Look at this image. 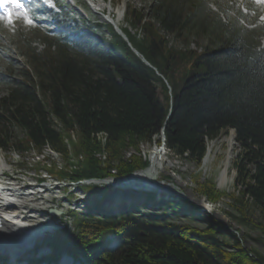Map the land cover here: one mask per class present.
I'll list each match as a JSON object with an SVG mask.
<instances>
[{"label": "trees", "instance_id": "obj_1", "mask_svg": "<svg viewBox=\"0 0 264 264\" xmlns=\"http://www.w3.org/2000/svg\"><path fill=\"white\" fill-rule=\"evenodd\" d=\"M199 4L200 0H152L148 20L129 5L126 21L143 30L141 41L124 28L126 41L110 26L112 39L107 41L101 27L99 32L85 31L62 8L60 27L75 28L60 34L75 32L77 46L55 41V52L32 49L28 66L15 60L16 73L12 66L0 70L8 86L0 98V149L38 154L49 149L66 162L63 168L46 167L49 174L80 182L148 168V161L126 154L160 134L170 152L199 165L207 141L234 130L239 150L232 161L236 177L229 197L237 218L257 228L264 242V49H258L256 33L246 37L223 32L219 23L202 18ZM194 27L211 36L217 32L218 45L192 50L187 31ZM167 34L174 35L171 47ZM188 63L192 66L187 69ZM158 84L163 85L164 99ZM92 187L78 185L81 190ZM201 191L209 201L221 197L212 182ZM145 199L153 202L155 197L148 193ZM174 203L183 211L198 210L186 199ZM103 207V201H97L92 211L101 216L90 220L71 210L75 230L65 227L43 239L34 248L32 264L58 263L63 254L85 264H264L261 253L245 248L243 239L215 216L206 227L194 228L146 220L126 210L115 215L102 212ZM111 233L120 241L115 251L106 248ZM43 247L51 252L39 258ZM5 262L0 256V264Z\"/></svg>", "mask_w": 264, "mask_h": 264}, {"label": "rangeland", "instance_id": "obj_2", "mask_svg": "<svg viewBox=\"0 0 264 264\" xmlns=\"http://www.w3.org/2000/svg\"><path fill=\"white\" fill-rule=\"evenodd\" d=\"M81 1V0H80ZM83 1V0H82ZM95 1V4L92 2ZM152 0H88V2L96 8L98 14H94L95 18L100 22L103 20V16L100 14L102 6L104 7V11L107 13L114 14L116 20L121 17L120 26H126L125 16L127 13L128 6L130 5L132 8H136L139 12L144 13V19L148 20L149 18V7ZM209 7L212 11L217 12V2L219 0H208ZM228 3L233 8H228L226 12L222 13L218 10L224 19L230 21L233 24V27L225 26L224 31L227 29L233 31L234 28L246 29L247 31L257 30L260 37L264 38V0H222L221 5L225 7V4ZM87 5V4H86ZM97 5V6H96ZM120 8H122V12L120 14ZM83 9V6L81 8ZM243 10V14L241 15L239 11ZM221 11H225L224 8L220 9ZM89 16L86 12L84 17ZM209 19H211L209 17ZM23 21V20H22ZM90 23V21H86ZM24 23V24H23ZM144 23V22H143ZM210 26H212L211 22H208ZM28 26L25 22L20 24H15L12 26H7L4 24H0V47H10L13 50H16L19 54L27 55V48L24 43L19 41L18 27L20 26ZM129 25V24H128ZM224 25V24H223ZM210 28V27H209ZM263 28V29H262ZM127 30L136 37L137 40L141 41L144 39L145 34L142 29H136L128 26ZM222 31V30H221ZM220 31V33H221ZM260 31V32H259ZM190 37V48L192 50L201 51L204 46H217V32L212 36L206 34L205 32L200 30V27H194L187 31ZM108 38H110V34L108 32L105 33ZM246 37L248 34L244 31ZM166 39H169L168 45L171 47V41L174 38V35L167 34L165 35ZM261 38V40H262ZM174 44L177 46H183L185 49V45L178 41H174ZM40 47L43 49L42 45H35V47ZM129 48L136 55L138 53L135 51L130 43H128ZM15 53L14 57L19 58L22 62H28V58L24 56L17 55ZM8 62L4 55L0 53V69H4L8 67ZM192 65L188 63L185 67L188 69ZM18 68H13V72L16 73ZM8 86L0 82V98L7 94ZM158 92L160 94L161 99H164V88L163 85L158 84ZM232 131H229L228 134L222 133L217 140L207 141V150L211 148L213 153L211 155V160L208 164H204L202 161L201 164H196L194 161L188 158H179L173 152H170L165 145L160 143L159 141H165L164 134H160L155 136L152 143H145L141 146L139 151L130 150L126 154V157H131L132 155L140 156L143 160L151 162V156L155 154L158 155L159 166L162 168L159 171L157 176L158 181H162L163 183H174L178 187L177 190L179 193L183 194L185 198H187L191 203L197 206V211H183L180 208L179 204L174 203L178 201L182 197L175 194L168 193H155L153 194L155 200L148 201L145 199L147 194L140 191H132V193L126 194V192H130L126 189L115 188L113 190H109V186L101 185V184H93L86 182V185H93L91 189L81 190L75 185V181L67 182L60 181L49 174L46 167L51 165H56L57 168H63L65 165L64 159L53 153L49 149L45 150L42 154H38L35 151L30 152H16V151H3L0 149V155L2 157V161L4 164V174L8 178H15L17 181L8 180L6 182L9 183H18L20 185H33L35 190L40 191L41 194L37 196L39 210L41 213L46 212L51 209H59L63 211V215L59 217L50 218L54 223L59 225H64V228L67 227L69 232L75 230L74 223L72 218L69 216V212L71 210L78 211L85 219L90 220L92 218L100 217V212L92 211L93 206L97 201H103L104 207L102 212L111 211L114 214L119 213L120 211L128 210L132 211L136 216H143L146 220L158 221V222H170L180 225H188L194 228H204L206 227L210 216L217 217L222 223L230 228V231L235 232L241 239H243V244L247 249H256L259 253L264 256V242L261 237L260 231L250 225L241 223V221L237 218L238 211L232 206L231 199L229 197L230 194L234 192V179L236 177V171L232 168V164L230 167V175H234L233 180L230 182L229 186L224 189H219L217 186V179L220 173L222 162L225 156V150L227 148V143L224 140L231 134ZM15 133L17 137L22 138L24 135L21 130L16 129ZM73 140H77L76 136L71 135ZM236 142V140H235ZM239 146L236 143V150H239ZM158 150V151H157ZM205 154V156H206ZM204 156V157H205ZM102 160H104V156H100ZM235 157V155H234ZM82 158V157H81ZM204 160V158H203ZM21 165V166H20ZM148 166V167H149ZM214 184L215 191L221 194L220 199L217 202L209 201L201 191V187L203 185H210V183ZM99 186V187H96ZM46 189L47 191H43ZM44 192V193H43ZM104 194V196H103ZM44 197V198H43ZM161 199V202H170L169 206L166 205H157L156 202ZM117 204V205H116ZM113 205H116L119 208H114ZM204 205L210 206L213 208V211H209L206 209ZM50 216V215H47ZM53 234V232H48V235ZM114 238H110L111 241L115 242L119 241L117 236L113 233L110 234ZM115 235V236H114ZM42 237L39 238L37 242H35L32 246V249L26 251H18L22 255V257L17 258L16 260H12L8 263L13 264H32L33 261V251L35 246L40 243H43ZM116 239V240H115ZM110 241V242H111ZM112 242V243H113ZM117 242V241H116ZM116 245H112L114 250L109 247V251H115L120 245L114 243ZM118 245V246H117ZM108 247V245H106ZM17 252V251H15ZM50 248L43 247L39 253L36 255L40 256L47 255L50 253ZM11 251L7 250V248L0 249V256H8L11 258ZM67 258V259H66ZM70 258V264H72V258L68 254H63L61 256L62 261L68 260ZM10 260V259H8ZM45 264V263H44ZM59 264V263H53ZM61 264V262H60ZM85 264V263H81Z\"/></svg>", "mask_w": 264, "mask_h": 264}, {"label": "bare ground", "instance_id": "obj_3", "mask_svg": "<svg viewBox=\"0 0 264 264\" xmlns=\"http://www.w3.org/2000/svg\"><path fill=\"white\" fill-rule=\"evenodd\" d=\"M104 7L101 8V15L103 16V20H108L111 18V21L118 27H120L121 17L119 19L112 18V16H106ZM120 14L122 12V8L119 9ZM236 134L234 131L224 140L227 143V148L225 150V156L222 162V167L217 179V186L219 189H224L229 186L230 182L233 180V173L230 175V167L235 155V147H236ZM163 145H165V141H161ZM158 151V150H157ZM213 151L211 148L208 149L206 156L204 157V164H208L211 160V155ZM159 157L157 154L151 156V166H149L145 171L138 172L133 174L131 177L126 179H116L113 182H119L122 185L120 186L122 189L129 190L135 193L138 189L134 190V187H138V185H148L149 182H158L157 176L159 171L162 169L157 162ZM4 164L2 161V157L0 155V221L3 227H0V249L7 248V250L11 251L12 260L19 255H22L18 251H26L32 249V246L35 242L39 240L42 235L34 236L32 235V229L46 221H52L51 216H45V212L41 213L39 210L38 199L41 197L40 191L35 190L34 186L29 185H20L18 183H9L6 182L7 179L4 178L6 176L4 174ZM9 181L11 179H8ZM175 183V182H174ZM174 187L168 188L172 192V194H177L179 191L177 190L176 184ZM163 185H166L165 183ZM134 189H133V188ZM139 188V187H138ZM43 191H47L44 189ZM44 193V192H43ZM44 198V197H43ZM207 210L213 211V208L207 205H204ZM110 242L111 248L112 245H116V241ZM17 251V252H15ZM67 259V258H66ZM70 258L61 262V264H70ZM13 261L11 264H13ZM60 264V263H59Z\"/></svg>", "mask_w": 264, "mask_h": 264}, {"label": "water", "instance_id": "obj_4", "mask_svg": "<svg viewBox=\"0 0 264 264\" xmlns=\"http://www.w3.org/2000/svg\"><path fill=\"white\" fill-rule=\"evenodd\" d=\"M234 131V130H233ZM235 132V131H234ZM147 169V168H146ZM146 169L144 170H139L137 172H134L130 175H127V176H124V177H117V178H114V177H111V178H105V179H90V180H86V182L88 183H93V184H101V185H106V186H109V187H113L114 189L115 188H120L121 189V183L119 184V182H113L114 180L116 179H126V178H129L131 177L133 174L135 173H138V172H143L145 171ZM164 183L162 181H158V182H149L148 185H143V184H140L138 185V187H132L134 190L138 189L137 191H140V192H144L145 194H148V193H168V194H172V192L170 190H168V188L170 187H174L173 183H166V185H163ZM176 195L182 197L183 199H186L188 200L187 198H185L183 196V194L181 193H177ZM189 201V200H188ZM47 215H50V216H55V217H59V216H62L63 215V211L59 210V209H55V208H51L49 209L47 212H46ZM64 228V225H59V224H56L54 222H51V221H46L44 223H40L38 225H36L31 233L32 235L34 236H39V235H42L43 234V237L44 239H47L49 237L48 235V232H54L56 230H60V229H63Z\"/></svg>", "mask_w": 264, "mask_h": 264}, {"label": "snow or ice", "instance_id": "obj_5", "mask_svg": "<svg viewBox=\"0 0 264 264\" xmlns=\"http://www.w3.org/2000/svg\"><path fill=\"white\" fill-rule=\"evenodd\" d=\"M12 2L15 3L17 7H23V5L20 3V0H12ZM26 13L29 14L27 10ZM5 18L13 25H15V23L17 22V18L14 16V13L11 10L5 13ZM0 22H3V20H0ZM32 22H33V18L29 15V19H28L29 25H31ZM0 227L3 226L0 225Z\"/></svg>", "mask_w": 264, "mask_h": 264}]
</instances>
